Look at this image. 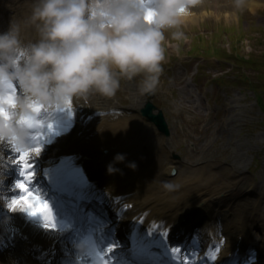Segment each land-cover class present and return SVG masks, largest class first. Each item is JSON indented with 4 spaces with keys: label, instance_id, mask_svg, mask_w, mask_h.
<instances>
[{
    "label": "clouds",
    "instance_id": "1",
    "mask_svg": "<svg viewBox=\"0 0 264 264\" xmlns=\"http://www.w3.org/2000/svg\"><path fill=\"white\" fill-rule=\"evenodd\" d=\"M243 2L235 0L238 7ZM189 3L31 0L27 13L0 32V98L13 85L22 93L14 104L0 103L7 112H0V143L11 142L18 151L29 147L35 105L56 108L92 91L113 96L122 80L138 76L142 94L155 91L164 72L166 30L175 40L185 38ZM26 29L36 38L25 40Z\"/></svg>",
    "mask_w": 264,
    "mask_h": 264
},
{
    "label": "rangeland",
    "instance_id": "2",
    "mask_svg": "<svg viewBox=\"0 0 264 264\" xmlns=\"http://www.w3.org/2000/svg\"><path fill=\"white\" fill-rule=\"evenodd\" d=\"M235 11L228 21L225 11L211 18L208 35L212 31L219 33L224 28L217 45L226 48L232 60L226 59L225 67L215 62V57H205L200 61L198 76L202 70H206L205 77H199L202 81L200 92L213 90V94H208L210 113L201 120L197 118L198 115L194 116L189 129L196 138L187 137V145H184L181 156L190 165L212 163L222 165L228 172L235 173L234 170H237L240 173V187H255L264 193V108L258 100L263 99L264 104V94L262 97L257 95L249 82L264 78V1L260 0L254 11L244 5L237 6ZM165 37L166 56L173 58L180 55L181 43L186 47L184 38L175 40L170 34H165ZM233 47L238 48L237 53L232 50ZM250 53H253L252 58L260 63L262 61L263 69L258 73L244 62ZM220 66L224 71L230 70L227 76L224 75L223 82L212 84V76L217 74ZM251 84L255 85L253 82ZM200 125H204L203 130ZM257 160H260L258 166ZM205 171L211 172L210 169ZM248 171L253 175L250 176Z\"/></svg>",
    "mask_w": 264,
    "mask_h": 264
},
{
    "label": "bare ground",
    "instance_id": "3",
    "mask_svg": "<svg viewBox=\"0 0 264 264\" xmlns=\"http://www.w3.org/2000/svg\"><path fill=\"white\" fill-rule=\"evenodd\" d=\"M259 3L260 0H249L247 6L250 9L255 10L258 7ZM232 9L236 10V6H233ZM189 16L190 15L185 17V21H187L188 23L194 22L195 20L200 18L199 15H194L192 17ZM228 20H230L229 16L227 17V21ZM192 24L194 25V23ZM124 126L125 124L122 123L121 120H117V123L112 124V130L113 132H116L118 129H123ZM147 126H151L152 128H154L153 125H147ZM101 127L95 128V131L100 129ZM125 132L126 131H124L122 134L119 135L117 141L113 140L116 137V134H113L109 137L110 139H112L110 145L115 146V150L118 152H124L125 150V146L119 144L120 142L126 141L124 137ZM103 137L104 136H100L99 139L104 140ZM86 139L87 141H90L91 138L89 136H86ZM152 141L153 143H157L158 145L164 142V140L159 136L154 137ZM110 145H107L106 147H110ZM88 146L91 147V145ZM88 146L82 145L79 141L74 142L72 140L70 144L64 145L62 146V148L67 149L69 152H71V150L78 149L82 155H85ZM116 162H117L116 160L114 161L110 160L109 162L113 164L110 166V168L113 170L112 173H110V169L109 167H107L108 169L107 172H109L112 175L117 174V170L124 167L121 161L117 163ZM135 172H139V171L137 170ZM4 174H5L4 171L0 169V175H4ZM103 174L108 176L107 173H103ZM217 174H219V171L207 174L205 168H197L194 170V172L188 171V173L185 174H183V171H181V173L178 176H176V178L161 177V181L159 183H156V181L152 182L153 180L151 181L150 177L147 175L145 177H141V179L143 180L142 189H144V194L137 192L132 197V199L136 200L139 203L140 206L139 211L147 215V221L159 219L160 221L171 223V221L174 219L176 215L179 216L181 214H184L186 211L195 210V206L198 205L201 201L205 200L206 202L207 200L214 198L216 196L217 198H219L220 201L226 202V200H223V198L225 199L229 197V195L227 193L226 194H222V193L226 192L225 191L226 188L228 187L231 188L230 185L231 182H229L226 177H224L223 179L221 177H218ZM4 184L5 181L3 182L0 181V192L4 191L3 189L5 188L2 187ZM111 184L113 186L119 185V183L115 181H113ZM169 184L171 185L170 187L167 186ZM131 188L133 189L134 186H132ZM6 189H8V187ZM6 199H7L6 196L4 197L3 195H0V205L5 210L8 211L9 207H7L5 204ZM14 212H16V208L12 210V214ZM219 214H222V212H220ZM225 215L226 214H223L221 216L225 217ZM22 216L23 215L21 213L17 212L16 215L3 217V222H0V235L3 234L6 227H9L10 225L13 226V228H15L14 230H19L23 236V239L20 241L21 243L19 242V244H22L25 250H30V251H33L34 248L38 245H41L42 248H45L51 243H56L58 245L57 247L59 251L56 259L54 260V264H58L59 261L63 258V254L64 252H66L65 249L67 246L66 241L64 240L57 241V237H59L61 234L52 236L48 232L43 231V229L35 226L33 220H29L31 221V223H28L25 218H23V221H21ZM242 222H244V220H238L236 222V225H239V229L243 228V225L246 224V220L245 223L242 224ZM46 223L47 221H43V224ZM54 223L56 225L55 219L52 220L53 226H50L51 228L55 227ZM233 233H236V229L235 231L233 229ZM233 235H230V238L226 243L225 246L226 250L231 248L233 244L238 240L237 236L234 237ZM2 250H3V246L0 247V253L2 252ZM6 251L8 250L6 249ZM12 252L15 253L14 251ZM6 254L2 257V260L0 259L1 260L0 264L2 261L6 260L7 256L9 257L8 264H10L11 259L17 258L14 254H10L7 256ZM30 260H33L39 264L43 262H47V260H45L44 258L41 257L37 258L36 254L33 255V257H30ZM2 264H4V262H2ZM14 264H17V262H14Z\"/></svg>",
    "mask_w": 264,
    "mask_h": 264
},
{
    "label": "snow or ice",
    "instance_id": "4",
    "mask_svg": "<svg viewBox=\"0 0 264 264\" xmlns=\"http://www.w3.org/2000/svg\"><path fill=\"white\" fill-rule=\"evenodd\" d=\"M147 19H151L149 15ZM14 87V85L12 86ZM6 102L8 104H14L15 101L12 98L11 94L6 97ZM38 110V109H37ZM5 116H7V112L4 109H0ZM39 151V149H37ZM18 161L21 163V175L25 178L24 180H17L16 186L21 190L23 195L16 197L13 199V205L16 204H23L25 206L24 210L30 212L32 215L41 214L45 216V219L48 221L45 226L50 227L52 225L51 219L48 217L47 213L49 212L48 204L46 201L40 199L39 196L34 195L31 191H29L28 184L25 183V180H30L31 177L34 176L32 171H29L31 167L27 161V154L21 152L20 156L18 157Z\"/></svg>",
    "mask_w": 264,
    "mask_h": 264
}]
</instances>
